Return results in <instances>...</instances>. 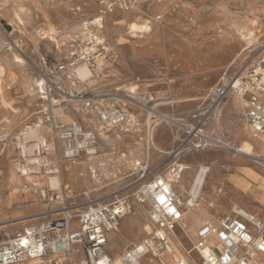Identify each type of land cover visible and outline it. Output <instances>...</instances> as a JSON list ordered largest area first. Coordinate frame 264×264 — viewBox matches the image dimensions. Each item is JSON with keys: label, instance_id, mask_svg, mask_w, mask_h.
I'll return each instance as SVG.
<instances>
[{"label": "rangeland", "instance_id": "obj_1", "mask_svg": "<svg viewBox=\"0 0 264 264\" xmlns=\"http://www.w3.org/2000/svg\"><path fill=\"white\" fill-rule=\"evenodd\" d=\"M133 25H145L148 31L132 30ZM242 35L251 37L250 41ZM93 37L105 48L98 50L96 59L105 71L77 84L76 89L82 87L88 96L118 95L132 121L124 129L107 132L86 102L79 98L69 102L66 115L98 133L97 144L90 149L96 154L83 153L77 161L60 164L61 156L52 155V163L61 167L60 173L52 176L59 178L60 187L53 188L70 199L72 211L87 207L90 201H110L117 195L127 198L134 215L126 217L110 235L107 247L116 259L152 236L149 207L140 204L137 195L155 171L171 178L169 156L180 146L184 133L179 121L204 111L209 92L221 84L225 74L232 77L264 53V0H0V236L27 229L34 232L57 218L37 195L25 190L35 177H22L17 170L21 158L17 140L27 133V127L43 121V106L29 86L74 56L82 57L86 41ZM82 64L85 62H79ZM54 80L62 90L71 91L66 80ZM144 97L154 98L151 107L156 113L139 105L138 99ZM229 97L228 102L239 99L234 93ZM225 109L226 105L219 113V127L215 121L211 125L220 130L221 138L236 143L228 128L242 123L225 117ZM60 124L71 126L73 122L64 116ZM40 135L52 143L49 131H40ZM227 155H235L234 150L211 147L176 160L177 165L192 167L191 173L182 174L180 182L184 184L202 165L221 172L212 179L220 190L218 196L207 190L204 198L194 202V208L185 209L188 229L203 214L211 223L219 220L221 214L213 217L207 209L215 211V203L230 200L225 188L234 187L228 177L252 168L264 171L254 156L241 154L247 160L236 165ZM255 155L264 159L257 151ZM138 160L147 168L144 172L135 166ZM10 175L17 183L9 182ZM48 182L50 179H44ZM237 190L242 192V186ZM173 191L182 200H192L180 185H174ZM139 221L150 227L145 236L138 233ZM175 230L189 252L196 239L182 228ZM182 255L185 251L178 252V257ZM192 256L197 261V254ZM152 258L147 255L142 263L150 264ZM37 260L20 264H72L71 256ZM165 261L172 263L169 258Z\"/></svg>", "mask_w": 264, "mask_h": 264}, {"label": "built area", "instance_id": "obj_2", "mask_svg": "<svg viewBox=\"0 0 264 264\" xmlns=\"http://www.w3.org/2000/svg\"><path fill=\"white\" fill-rule=\"evenodd\" d=\"M86 46L87 51L82 57L74 56L29 86L43 106V121L27 127V133L18 138L21 158L17 170L22 177H35L24 186L25 190L37 195L46 207L55 212L52 216L57 218L31 233L17 232L0 236V264H20L49 256H71L72 264H116L107 247L111 233L133 211L127 198L117 195L110 201H90L87 207L72 211L68 205L70 199L64 193L57 192L50 182L44 183V179L49 180L60 173L59 164L62 161L76 160L96 146L98 141L99 135L95 130L78 124H60L69 110V102L77 98L86 102L87 108L107 132L131 121L130 111L121 104L118 95L88 96L82 87L76 89L77 84H85L76 73L79 62L88 65L92 77L105 71H101L96 62L100 56L98 50L105 49L102 42L93 37L86 41ZM58 77L70 84V92L58 86L54 80ZM230 92L244 100V119L250 129L264 134V53H261L252 64L242 67L232 77L225 74L221 84L209 92L204 111L179 121L184 131L183 137L180 146L172 151L173 158L169 156V162H173L170 169L174 173L178 172L174 166L176 160L211 147L221 149L223 142L211 123L215 121L218 108ZM132 98L136 99L134 96ZM138 101L150 114L156 113L151 107L153 97L140 98ZM190 118L193 120L190 121ZM35 130L49 131L53 136L52 143L47 136L40 134L36 139H30L27 134ZM30 144L32 147H29ZM52 155L61 156L59 164L52 163ZM135 166L140 171L144 169L143 172L147 169L142 167L139 160ZM158 172L155 171L150 180L141 186L137 195L138 202L149 207L152 236L143 243L146 249L144 253L134 258V248L120 257L122 264H143L142 259L147 255L159 259L163 253L171 254L173 251L169 237L183 219L181 201L167 179L156 175ZM142 179L140 177L139 181ZM195 239L191 253L197 254V261L178 260L173 264H252L258 255L264 256V220H259L240 207H234L231 214L216 223L201 226ZM80 254L82 260L77 259Z\"/></svg>", "mask_w": 264, "mask_h": 264}, {"label": "bare ground", "instance_id": "obj_3", "mask_svg": "<svg viewBox=\"0 0 264 264\" xmlns=\"http://www.w3.org/2000/svg\"><path fill=\"white\" fill-rule=\"evenodd\" d=\"M101 21V20H100ZM132 30H141V31H148V27L145 25H133L132 26ZM94 36V35H93ZM92 37V36H91ZM245 41H250L251 37H247V35L243 36ZM50 38V37H49ZM51 39V38H50ZM102 41V40H101ZM100 42V41H99ZM255 60V59H254ZM253 60V61H254ZM252 61V62H253ZM101 71H104V67L100 66L99 68ZM76 73L77 76L82 80V81H87L92 77V72L89 69V67L86 64H82L79 65V67L76 69ZM241 74V73H240ZM240 74L238 76H240ZM132 94H134V91L131 92ZM232 95V92L229 93L228 97ZM227 97V98H228ZM235 100V99H234ZM235 103H237V105L239 107L241 106H245V102L243 99H241L239 97V99L235 100ZM134 105V104H133ZM222 105V104H221ZM136 106V105H135ZM221 111V106L218 108L217 112H216V117H215V123H216V127H219L220 125V113ZM84 115V114H83ZM134 117V116H132ZM65 119H68L70 121L73 122V124H77L76 121H74L70 116L65 114ZM132 121V120H131ZM130 121V122H131ZM134 122V120H133ZM132 122V123H133ZM214 124V123H213ZM134 125V124H133ZM98 127V126H97ZM124 129V127H122ZM126 128V127H125ZM250 128V127H249ZM248 128V126L246 125V123H244V128L241 129L239 128V136L236 137V143L232 142L228 139H224L221 138L223 145L220 147L221 149H227V150H234V154L235 155H227L226 159L228 161H230L233 164H241V163H245L247 158L246 157H242L241 154H244L246 156H254V160L257 164L263 165V161L264 159H261L260 157H257L255 155L256 152V145L259 144L260 140L259 137L261 135V133H257L253 130H250ZM122 129V130H123ZM218 130V129H217ZM100 131V130H99ZM40 134V131L35 130V131H31L30 133L27 134V136L30 139H36ZM106 137V136H105ZM261 138V137H260ZM263 143V142H262ZM96 151L95 150H88L86 155H95ZM89 157V156H87ZM92 156H90L91 158ZM85 158V157H84ZM151 158V157H150ZM80 159V158H79ZM87 160V159H86ZM77 161V160H76ZM75 161V162H76ZM85 161V160H84ZM81 162V160H80ZM88 162V161H87ZM77 164V163H76ZM86 164V163H85ZM236 164V165H238ZM74 165V164H73ZM86 166V165H85ZM103 166V163H102ZM76 167V166H75ZM175 167L176 170L178 171L177 173H174L173 170L170 171V177L169 180H167L169 182V184L171 185L172 189H174V185H180L181 189L183 192L187 191L190 193L192 200L191 201H185L182 200L180 198L181 201V210L183 213V219L182 221L179 223L178 228H182L184 231H186L185 233L187 234L188 232L191 233L192 238L195 239V235L196 232L195 230L198 229L199 227L207 224V223H211L210 220L208 219V217L203 214V217L197 219L196 221H194L191 225V227L188 229L187 224L185 223L186 221V208H194L196 205L194 204V202L196 200H199L201 197H205V195L207 194V190H210L209 192H211L214 196H218V193L220 190H216V184L213 182V178L215 177V175L221 174V172L216 169L215 171L213 170V167H209V166H199L198 170L195 171V174L193 176H191V178L189 180H187V183L184 184L182 182H180V179L182 178V174L183 173H191L192 172V167L190 165H186V164H182V165H177V163H175ZM83 169V168H82ZM72 172V171H71ZM82 172V171H81ZM95 173V172H94ZM79 174V173H78ZM71 175V174H70ZM81 175V174H80ZM79 175V176H80ZM232 177H228L230 184L233 185L234 188L238 189L239 186H242V192L245 191L247 185L246 183L239 177V175H231ZM69 177V176H68ZM71 178V177H70ZM93 178H96V175L93 176ZM185 178V177H184ZM225 178V177H224ZM218 181H220V178L218 179ZM9 182H15V178L13 177V175L9 176ZM86 182V180H85ZM17 183V182H15ZM75 183V182H74ZM50 184L52 187L54 188H58L60 187V181L58 177H52L50 178ZM86 184V183H85ZM91 185V184H90ZM209 188V189H208ZM179 190V189H178ZM204 190H206V192H204ZM222 190V189H221ZM17 190H15L16 192ZM175 191V190H174ZM202 198V199H203ZM262 202L264 204V198L262 199ZM196 203V202H195ZM237 207V206H234ZM233 207V208H234ZM264 208V207H263ZM130 215H134V212L132 211V213ZM129 215V216H130ZM252 215V214H251ZM128 217V216H127ZM131 219V218H129ZM140 225V228L138 230V233L142 236H145L147 234V231L150 229V227H147L145 224L141 223L139 221L138 223ZM151 225V223H150ZM118 229V227H117ZM27 233H31V231L29 229L25 230ZM176 230H174L169 239L173 248V251L171 254L168 253H163L161 255V257L159 259H155L152 258V260H150V264H159V263H164L167 264L168 262L165 261V258H169L170 260L172 259V263L169 264H173L174 262L178 261V260H184V261H190L193 259L191 250L189 252H186V250L184 249V246L181 242V240L177 237L176 235ZM149 232V231H148ZM114 233V232H113ZM111 233V235L113 234ZM190 235V234H188ZM148 238L144 239L142 242H140L139 244H137L135 246V250L133 251L134 253L132 254V256L134 258L138 257L140 254L144 253L146 251L145 247L143 246V243L145 241H147ZM174 245H173V242ZM185 251V255L178 257V252H182ZM38 261V260H37ZM115 263L116 264H122V261H120V257L117 256V258L115 259ZM252 264H264V259H258L257 257L254 259Z\"/></svg>", "mask_w": 264, "mask_h": 264}, {"label": "crops", "instance_id": "obj_4", "mask_svg": "<svg viewBox=\"0 0 264 264\" xmlns=\"http://www.w3.org/2000/svg\"><path fill=\"white\" fill-rule=\"evenodd\" d=\"M229 98L230 97H228L226 101L221 105V109L224 105H226V109L224 112L225 117H228V118L232 117L234 118V120L239 119L240 120L239 122L242 123V124L233 123V125L232 126L230 125L228 128L231 131L233 138L236 140V137L239 136V130H240L239 128L243 129L244 123H246L244 119L245 106L239 107L237 103H235L234 99L233 100L231 99L230 100L231 102H228L227 100ZM242 113H243V116H242ZM246 125L248 126L247 123ZM215 129H216L218 136H220V130L216 127ZM261 137L262 138L259 137V139L260 140L262 139V141H260L258 145L255 144V146H256L257 153L260 154L259 156L264 157V135H261ZM254 169L255 168H252L251 170H246V171H236L235 175L238 174L239 177L247 185L245 191L241 192L232 187H229L227 189L225 188L227 197L230 200L229 201L224 200L223 202H220L218 204L215 203V205H213V207H215V211H209L207 209L208 213L213 215V217L215 213L221 214L220 218H222L224 216L231 214L233 210V205H236L237 207H240L244 209L245 211H247L249 214H252L254 217L258 218L259 220H264V208H263L264 204L262 202V199L264 197V171H259L255 169L259 171V174H258L254 172ZM257 258L264 259V256L258 255Z\"/></svg>", "mask_w": 264, "mask_h": 264}]
</instances>
